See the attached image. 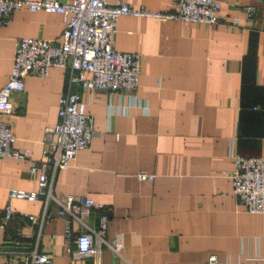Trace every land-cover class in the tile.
Segmentation results:
<instances>
[{
  "label": "crops",
  "instance_id": "0c3cea01",
  "mask_svg": "<svg viewBox=\"0 0 264 264\" xmlns=\"http://www.w3.org/2000/svg\"><path fill=\"white\" fill-rule=\"evenodd\" d=\"M105 1L147 13L120 15L115 22L114 49L139 57L137 86L115 93L68 89V68L58 66L42 77L26 75L23 89L10 95L6 120L12 147L26 150L29 159H0V216L7 203L14 213L31 216L19 220L15 239L21 245L35 240L41 202L8 200L7 191H37L28 167L48 146L44 136L57 121V99L70 90L98 133L56 171L52 194L102 203L105 237L120 233L122 249L120 258L102 249L95 262L66 254L63 222L51 202L37 250L52 264H202L210 255L228 264H264V213L245 212L231 193L227 156L232 145L241 156L264 157V0H219L223 21L213 26L149 15L171 12L174 0ZM245 6L255 10L250 23ZM230 19L237 28L227 26ZM62 29L58 13L14 11L0 27V87L20 38L60 44ZM138 172L153 177L139 180ZM97 218L91 209L87 225L96 226ZM4 228L0 264H15Z\"/></svg>",
  "mask_w": 264,
  "mask_h": 264
},
{
  "label": "built area",
  "instance_id": "2783aa9c",
  "mask_svg": "<svg viewBox=\"0 0 264 264\" xmlns=\"http://www.w3.org/2000/svg\"><path fill=\"white\" fill-rule=\"evenodd\" d=\"M171 12L149 14L157 19L179 20L183 23H198L213 26L223 21L219 15V0H174ZM42 11L58 13L62 17L63 29L60 44L54 40L23 37L17 41L13 51L10 71L0 87V159L9 157L17 160L28 158L26 150L12 147L14 141L10 124L6 120L12 113L10 95L23 89L26 75L45 76L52 66L68 68V89L77 85L82 91H133L139 75V57L134 53L114 49L115 22L124 14L147 15L144 11L132 9L120 2L107 3L105 0H0V27L5 26L14 11ZM247 23L255 15L251 6L242 8ZM228 27L237 28L236 19H230ZM88 75V77L86 76ZM132 104L141 105L131 99ZM57 121L46 129L44 139L47 147L41 151L40 159L31 160L28 173L36 177L37 191L10 188L7 199L25 201L39 200L41 211L36 218V238L21 245L17 239L4 240L11 245V256L15 264H52L47 255L37 250L39 229L45 219L52 215L49 203L56 205L55 216L62 219L64 251L75 258H90L97 261L100 251L107 249L120 258L121 234L105 237L107 213L102 203L84 196L66 195L62 198L52 194V183L57 170L67 167L78 150L85 148L97 135L93 128V117L85 112V104L76 94L67 90L57 99ZM227 156L231 159L229 173L231 193L242 209L251 214L264 213V157L241 156L232 145ZM139 180H151L153 175L138 172ZM91 209L98 211L97 225L91 227L86 217ZM29 219L25 213H14L9 204L4 205L0 225L7 227L12 219ZM72 223L76 228H72ZM24 246V247H23ZM247 262L261 260L246 257ZM202 264H228L210 255Z\"/></svg>",
  "mask_w": 264,
  "mask_h": 264
},
{
  "label": "trees",
  "instance_id": "16d2710c",
  "mask_svg": "<svg viewBox=\"0 0 264 264\" xmlns=\"http://www.w3.org/2000/svg\"><path fill=\"white\" fill-rule=\"evenodd\" d=\"M20 219H14L11 224L8 223L9 225H7L6 228H4V238L7 240H11V239H15V235H16V227L19 226V224L21 223L19 221Z\"/></svg>",
  "mask_w": 264,
  "mask_h": 264
}]
</instances>
